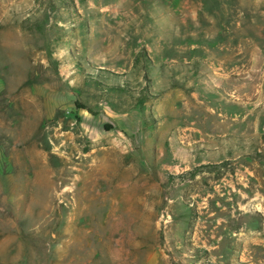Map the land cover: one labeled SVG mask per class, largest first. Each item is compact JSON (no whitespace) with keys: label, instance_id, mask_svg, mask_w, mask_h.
I'll return each instance as SVG.
<instances>
[{"label":"rangeland","instance_id":"obj_1","mask_svg":"<svg viewBox=\"0 0 264 264\" xmlns=\"http://www.w3.org/2000/svg\"><path fill=\"white\" fill-rule=\"evenodd\" d=\"M0 264H264V0H0Z\"/></svg>","mask_w":264,"mask_h":264}]
</instances>
